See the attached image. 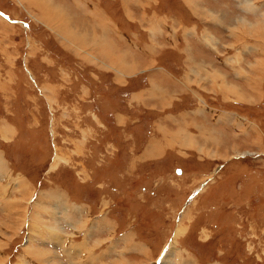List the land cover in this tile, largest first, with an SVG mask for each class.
<instances>
[{
  "label": "rangeland",
  "instance_id": "rangeland-1",
  "mask_svg": "<svg viewBox=\"0 0 264 264\" xmlns=\"http://www.w3.org/2000/svg\"><path fill=\"white\" fill-rule=\"evenodd\" d=\"M27 1L0 0V204L16 208V216L0 211V220H22L23 227L25 217L34 216V202L47 204L51 213L41 212L42 220L56 216L70 238L62 244L46 228L41 234L25 228L0 244V264H61L47 248L62 264H171L170 256L174 264H264V20L242 27L239 2L212 4L205 13L211 19L201 18L206 9L188 7L219 36L220 27L236 29L232 40L215 37L219 49H232L225 53L237 68L230 75L219 71L227 75L219 92L229 108L243 102L241 114L224 113L228 120L217 125L222 132L195 120L181 127L179 100L149 94L151 85L137 91L135 75L111 85L123 63L101 55L92 37L82 41L73 29L62 36L59 25L51 31L47 12L70 27L59 9L51 13L54 0ZM186 1L176 0L180 11ZM216 13L222 26L210 22ZM167 15L174 17L157 18L168 21ZM152 31L153 37L139 39L147 47L134 42L133 49L154 48L159 37ZM175 40L170 35L166 44ZM129 55L133 69L124 73L140 77L155 65L142 60L136 68L139 59ZM30 236L39 241L28 242ZM70 241L77 251L86 244L93 253L88 248L74 257L67 253ZM30 243L47 247L35 249L48 262L27 251Z\"/></svg>",
  "mask_w": 264,
  "mask_h": 264
},
{
  "label": "crops",
  "instance_id": "crops-1",
  "mask_svg": "<svg viewBox=\"0 0 264 264\" xmlns=\"http://www.w3.org/2000/svg\"><path fill=\"white\" fill-rule=\"evenodd\" d=\"M54 1L55 2L52 4V6L56 7L50 8L51 13H53L52 9L58 10L59 8L61 14L67 18L65 21L67 24L69 23L70 27L66 24H62V21L57 19L56 14L51 15L47 12L46 19L43 16L45 13L38 7V9L43 12L42 16L47 20L45 22H47V27L50 28L51 31L55 32L54 25H59L61 28L60 35L62 36H64L63 30H66L68 33H71L74 30L73 32L75 34H79V37L82 41H85V38L88 41V38L92 37V39H90L91 41H98V44L96 45L100 46V48L99 46L98 48L101 51V55H103L106 59H113V63L116 66L120 62L123 63V65L117 66L121 69L117 70V72L119 73L115 74V80L110 81L111 85H115V87L119 86L116 85L118 84L117 80L122 81V75L124 76V80L125 77L127 78L129 76L135 75L139 80L138 85H136L135 87L136 90H143L151 85L152 87L151 89H149L151 90L149 94L153 93L152 90H154L156 91L155 93L158 96L161 94V97L162 92H166L168 94L166 98L170 99V101H167L171 103L175 102L178 99L179 102H177V104H179L181 107L177 109L175 113H177L179 120L182 119L180 121L182 123L181 127L185 126V121L188 124L194 122L195 120L197 122H202L204 124L203 127L205 128H207L208 125L210 126V128L213 127L223 132L224 130L218 128L217 125L221 124V121L228 120L224 119L226 117V114L224 113H240L239 111H237V106H242L243 102L236 101V106H234L235 108H229L230 102L227 101L228 99L224 98V95L219 92V89L217 87L218 83H220L221 86L227 85V75L223 76L219 71L222 70L230 75L229 71L233 73L237 68L235 67L234 70L233 66H231V63L229 64V60L226 55L227 53H225L231 51L232 49H230L227 44H221L220 46L224 48L219 49V45H216L218 43V40L215 37L220 40L223 37H225V39L230 38V40H232L231 38L235 36H230V34L233 31L229 32V27H220L219 29H224L221 34H224L223 37L219 36L214 31L213 33L204 21H201L196 17L198 16V14H195V12L188 7L189 5H192V8H195L197 10V7H199L200 9H206L205 11L202 10V13L199 12L200 16L202 19H204L205 17L211 19L212 17L210 15H205V13L208 12V14H211V10L214 6L212 4L225 3L226 6V4H228L229 2L232 4L235 3L239 6L238 2L241 4L242 0H189L188 2L186 1V3L183 2V4H186L184 5V7L188 10V13L187 11H185L186 9L184 7H182V11L179 10V7L176 6L178 5L176 0H59V3H56L58 2V0ZM27 2H29V4L32 3L33 5H35L34 0H28ZM21 4H24V2ZM263 5L264 2L258 6ZM37 6L38 5H36V7ZM174 8L178 9L179 13H177ZM164 13L173 15L174 17L168 18L169 16L167 15L168 21L157 18V16L159 17L160 14ZM216 15L213 21L211 20L210 22H212V24L222 26V18L218 13H216ZM153 19H155L156 21L154 26ZM77 21L78 23H76ZM162 22L168 23L171 26V30L173 32H167L163 27L164 25L162 24ZM79 23H82L83 27ZM106 26L108 27V29H106ZM173 27H176V29ZM152 29L154 31H152ZM150 30L154 34L156 33V36L158 35L157 37H159V40H156V46H154V48L148 49L150 53H148V51L146 50H143L145 53H141L138 50L133 49L134 42H140L142 47L146 46L142 44L140 40H147L149 37H153L150 34ZM159 30H161L160 33H158ZM170 35L174 39L176 38V42L173 46L166 44L167 41H169ZM69 37L71 38L70 34H68V38ZM233 40H237V38ZM103 41H108L109 45H103ZM116 44L118 46H116ZM107 48L110 50V52ZM158 48L161 50L158 51ZM99 49L97 50V52L99 51ZM259 50L255 49L257 55L262 54L261 50ZM129 54L132 55L133 59H139V61H137V64L135 65L136 68H139L141 64H143L142 60L149 64L154 63L155 65H151L152 67L147 66L150 68L142 69L145 74H142L140 77L137 76L138 74L132 75L124 73V70L128 72L129 69L130 71L133 69L131 67L133 66V60L130 59ZM133 55H135V57H133ZM85 57L86 56L82 58L87 59ZM96 59L98 58L95 57V60ZM163 61H166L167 63H161ZM108 62L110 63V61ZM105 64L107 65V63ZM180 64L182 65L179 66ZM148 76H150L152 82L149 81ZM185 81H188L187 83L189 86ZM165 87L167 88V90H162ZM195 91H197V93L200 94L201 97H199L197 93H195ZM132 94L134 93L131 92L129 94V98H131ZM220 94L222 96H220ZM163 112V114H165L167 113V110L164 108ZM220 114L223 115L218 118V115ZM192 125L196 128L198 134L199 132H202L200 128H197V126H195L194 124ZM183 129L186 128L183 127ZM203 132H205V130H203ZM214 134L216 138L218 137L217 134L221 135V133L219 132H215ZM223 134L224 133H222V135ZM0 163V168H3L2 163H5L1 157ZM0 190H5L2 184L0 185ZM54 199L59 200L56 198ZM33 204L35 211H33L31 215L34 216H30V218L25 217V221H23V227H21L22 220L11 221L13 223L16 222L17 224L15 223V225H11V223L0 220L3 225L2 226L0 224V244H5L11 238H13V236H17L19 232L23 231L25 228L28 233L37 232V230H39L40 233L41 228H46L47 236H51L59 243L63 244L65 242V238L69 237L67 236L69 235V233L66 232L67 230L66 228H64L63 224H61V221H59V219L53 215L48 218L50 220H44L45 222L40 217L43 216L42 214L44 213L50 215V208L47 207V204L45 206H42L41 204L37 205L35 202ZM13 209L16 210V208L12 205L9 206L6 203L0 204V211L9 216H16L15 210L13 211ZM41 212L42 214H40ZM51 229L58 232V235L52 236L50 234ZM5 230L13 231V235H7ZM29 238H27L28 242L39 241L38 239H34L32 236H30ZM73 245L74 243L70 241V244L67 245V253L74 255L75 253L78 254L87 251L89 254L88 248H90V253H93L92 248L89 246L86 247V244L83 245L84 248L82 250L79 249L81 250L80 252L77 251ZM26 246H30L31 250L30 248H28L27 251L35 258H38L44 263L46 260L48 262L49 256L47 258L45 256H38L37 254L41 252L35 249L36 247L47 248L45 245H40L38 243H36V245H32V243H30ZM0 248L3 247L0 246ZM47 249L50 250L54 254L56 260L62 264V261L55 250H52L50 248ZM72 249L75 252L71 251ZM75 256L76 255H74V257ZM170 257H167L168 262L174 264V260Z\"/></svg>",
  "mask_w": 264,
  "mask_h": 264
},
{
  "label": "clouds",
  "instance_id": "clouds-1",
  "mask_svg": "<svg viewBox=\"0 0 264 264\" xmlns=\"http://www.w3.org/2000/svg\"><path fill=\"white\" fill-rule=\"evenodd\" d=\"M240 8L244 13L239 21L242 27L253 28L257 23L264 20V9L257 6V0H242ZM235 30V28L231 29L233 32Z\"/></svg>",
  "mask_w": 264,
  "mask_h": 264
},
{
  "label": "bare ground",
  "instance_id": "bare-ground-1",
  "mask_svg": "<svg viewBox=\"0 0 264 264\" xmlns=\"http://www.w3.org/2000/svg\"><path fill=\"white\" fill-rule=\"evenodd\" d=\"M186 1V0H185ZM187 2H188V0H187ZM48 1H47V5H48ZM58 5V4H57ZM59 9V8H58ZM69 24V23H68ZM264 28V27H263ZM259 29V28H258ZM260 30V29H259ZM103 44H108L109 45V42L108 41H103ZM259 63H262V61H259ZM258 63V65L255 67V65H252L253 67H254V69H258V66L259 65H262V64H259ZM133 67V66H132ZM256 71V70H255ZM165 98V97H164ZM59 159V158H58ZM58 162H55V164H57ZM56 166V165H55ZM180 228V227H179ZM62 232V231H61ZM181 232V231H180ZM53 234V233H52ZM55 235V234H54ZM53 235V236H54ZM58 235V234H57ZM30 250H31V248H30ZM36 254V253H35ZM38 255V254H37ZM55 264H57V263H55Z\"/></svg>",
  "mask_w": 264,
  "mask_h": 264
}]
</instances>
